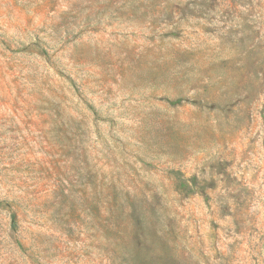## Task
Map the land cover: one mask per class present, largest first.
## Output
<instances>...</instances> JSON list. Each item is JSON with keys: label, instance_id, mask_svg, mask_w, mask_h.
I'll return each instance as SVG.
<instances>
[{"label": "rangeland", "instance_id": "obj_1", "mask_svg": "<svg viewBox=\"0 0 264 264\" xmlns=\"http://www.w3.org/2000/svg\"><path fill=\"white\" fill-rule=\"evenodd\" d=\"M0 264H264V0H0Z\"/></svg>", "mask_w": 264, "mask_h": 264}, {"label": "trees", "instance_id": "obj_2", "mask_svg": "<svg viewBox=\"0 0 264 264\" xmlns=\"http://www.w3.org/2000/svg\"><path fill=\"white\" fill-rule=\"evenodd\" d=\"M173 173L176 175L177 174V176H179V174L178 173H175V171H173ZM177 179H178V184L181 186V188H184V187H186L187 185V182L185 181V180H183L181 177H177Z\"/></svg>", "mask_w": 264, "mask_h": 264}]
</instances>
